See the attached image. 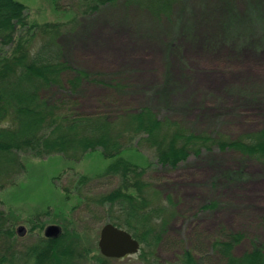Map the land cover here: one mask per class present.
<instances>
[{"label": "rangeland", "instance_id": "obj_1", "mask_svg": "<svg viewBox=\"0 0 264 264\" xmlns=\"http://www.w3.org/2000/svg\"><path fill=\"white\" fill-rule=\"evenodd\" d=\"M16 1L27 7L26 28L80 20L64 29L60 45L74 68L90 73L76 106L81 114L113 115L149 106L160 118L167 116L191 131L220 132L235 139L264 130V46L258 48L264 32L255 26L256 32L244 40H228L226 33L221 41H212L214 1L183 0L180 12L177 7L172 17L160 20L128 6L86 15L94 0ZM260 1L264 9V0ZM42 41L38 32L33 52ZM243 41L247 43L241 48ZM116 75L129 85L124 93L97 85ZM137 141L115 159H107L100 150L79 162L58 154L22 156V173L0 188V210L15 236L13 264H34L26 263L21 254L45 239L50 225L61 227L58 238L73 235L70 264H144L141 251L123 259H104L99 251L102 227L110 223L109 217L121 215L116 207L94 202L122 184L121 170L108 173L114 162L145 170L142 181L150 184L147 192L153 189L156 194L150 195L158 199L152 206L160 201L173 211L156 247L161 263L175 262L181 253L199 246L205 253L199 257L202 264H223L210 244L229 231L243 235L235 249L238 255L254 244L264 246V164L242 160L233 150L213 149L190 155L173 169L160 165L155 151ZM82 177L87 178L83 184ZM136 188L130 187L129 193L137 197ZM4 245L0 236V251ZM80 253L83 258L77 257Z\"/></svg>", "mask_w": 264, "mask_h": 264}, {"label": "trees", "instance_id": "obj_2", "mask_svg": "<svg viewBox=\"0 0 264 264\" xmlns=\"http://www.w3.org/2000/svg\"><path fill=\"white\" fill-rule=\"evenodd\" d=\"M213 1L217 16L210 19L215 22L211 28L216 30L211 33L212 41H221L226 33L228 40H244L256 32L255 26L264 32V9L260 0ZM117 4H120L119 7ZM242 4L245 6L242 7ZM183 5V0H94L86 15L100 13L106 7L115 11L128 6L139 14L146 11L152 19L160 20L172 17L177 7L180 12ZM26 9L19 1L0 0V188L3 189L6 182L22 173L25 165L22 156L46 158L58 154L72 162H79L89 153L100 150L107 159H115L135 140H138V145L154 150L160 165L173 169L186 162L190 155L211 153L213 149L233 150L242 160L264 164L263 129L230 139L220 132L191 131L167 116L160 118L149 106L113 115L111 112L94 116L81 114L76 106L85 90L84 79L90 78V73L74 68L65 58L63 45H60L65 28L76 26L80 20L74 18L68 24L49 23L26 28ZM36 28L43 41L33 52L37 33H31ZM260 38L258 44L262 45L258 48L261 49L264 33ZM246 43L243 41L241 48ZM119 78L116 75L102 79L97 81V85L104 87L105 91L114 88L117 93H124L129 85ZM63 91V97L62 94L61 97L56 96L55 93ZM162 96L165 98L166 94ZM116 170L122 172L120 187L94 202L120 210V216L109 217L108 221L127 230L140 242L139 258L144 264H166L158 260L156 247L164 239L173 211L161 205L160 201L158 206H152L158 199L150 195L156 194L153 189L147 192L150 184L142 181L141 175L145 170L139 171L135 166L114 162L108 173L114 174L112 171ZM86 181L87 178L82 177L80 183ZM130 187L139 188L140 199L129 193ZM9 229V220L0 210V236L7 243L0 251V264H13L17 257L11 242L14 233ZM62 238H45L21 255L26 263L33 260L34 264H68L74 258L75 239L70 234L64 236L66 240ZM242 238L241 233L229 231L214 239L210 247L217 251L223 264H264L263 245L254 244L252 249L241 255L235 253ZM204 255L196 246L181 253L175 262L167 264H202L199 257ZM77 257L83 258L84 255L80 253Z\"/></svg>", "mask_w": 264, "mask_h": 264}, {"label": "water", "instance_id": "obj_3", "mask_svg": "<svg viewBox=\"0 0 264 264\" xmlns=\"http://www.w3.org/2000/svg\"><path fill=\"white\" fill-rule=\"evenodd\" d=\"M60 234L61 228L57 225H51L45 231L48 238H57ZM99 247L102 255L106 257L122 258L138 253L140 243L129 232L107 224L101 231Z\"/></svg>", "mask_w": 264, "mask_h": 264}, {"label": "flooded vegetation", "instance_id": "obj_4", "mask_svg": "<svg viewBox=\"0 0 264 264\" xmlns=\"http://www.w3.org/2000/svg\"><path fill=\"white\" fill-rule=\"evenodd\" d=\"M21 231H24V229L22 228L21 229ZM60 236V235H59ZM58 236V237H59ZM57 237V238H58ZM98 246H99V244H98ZM100 251V253H101V250H99ZM101 256L104 258V259H123V258H126V257H128V256H125V257H122V258H113V257H105L104 255H102V253H101ZM129 256H131V255H129ZM103 260V259H102Z\"/></svg>", "mask_w": 264, "mask_h": 264}]
</instances>
